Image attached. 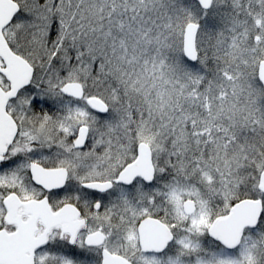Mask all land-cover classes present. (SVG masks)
Returning a JSON list of instances; mask_svg holds the SVG:
<instances>
[{"label": "snow or ice", "instance_id": "1", "mask_svg": "<svg viewBox=\"0 0 264 264\" xmlns=\"http://www.w3.org/2000/svg\"><path fill=\"white\" fill-rule=\"evenodd\" d=\"M0 264H264V0H0Z\"/></svg>", "mask_w": 264, "mask_h": 264}]
</instances>
